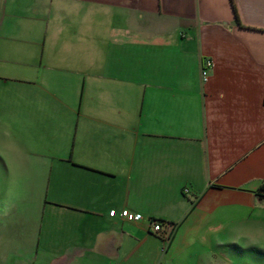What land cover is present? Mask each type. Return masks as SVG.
Masks as SVG:
<instances>
[{
  "label": "crops",
  "instance_id": "crops-1",
  "mask_svg": "<svg viewBox=\"0 0 264 264\" xmlns=\"http://www.w3.org/2000/svg\"><path fill=\"white\" fill-rule=\"evenodd\" d=\"M7 119L38 172L15 264H264L231 230L264 224V0H0Z\"/></svg>",
  "mask_w": 264,
  "mask_h": 264
},
{
  "label": "rangeland",
  "instance_id": "rangeland-1",
  "mask_svg": "<svg viewBox=\"0 0 264 264\" xmlns=\"http://www.w3.org/2000/svg\"><path fill=\"white\" fill-rule=\"evenodd\" d=\"M23 95H28L24 94ZM31 118H22L21 127L24 132H28V124ZM14 123H17L15 119H7L0 123V145L6 143H13V133L9 132L10 135H6V130H14ZM23 123L27 124V128H24ZM29 137H25L24 143H29ZM15 143V142H14ZM11 158V163L14 166H18L19 170L24 176V183L18 187L17 195H8V187L13 180V173L9 166V161L5 158L0 157V264H15L12 261L14 251L15 241H19L20 238H14V234L21 233L16 230L18 227L25 231L29 228L31 224V215L35 211L37 204V196L33 199L32 194L34 192V181L33 177L38 175L37 169H34L30 164L14 153H9ZM6 156V155H4ZM28 212V213H27ZM41 219V218H40ZM38 219V223L41 220ZM28 226V227H27ZM26 240V239H24ZM30 264V263H23Z\"/></svg>",
  "mask_w": 264,
  "mask_h": 264
},
{
  "label": "clouds",
  "instance_id": "clouds-1",
  "mask_svg": "<svg viewBox=\"0 0 264 264\" xmlns=\"http://www.w3.org/2000/svg\"><path fill=\"white\" fill-rule=\"evenodd\" d=\"M2 151V149H0ZM9 166L13 173V180L8 187V195H17L18 187L24 183V176L18 166L11 163V156L6 155ZM233 240L245 245H258L264 247V224L257 223H237L232 228ZM224 240L217 239L216 243H224ZM200 260L202 264H232V257L208 246L201 251Z\"/></svg>",
  "mask_w": 264,
  "mask_h": 264
},
{
  "label": "built area",
  "instance_id": "built-area-1",
  "mask_svg": "<svg viewBox=\"0 0 264 264\" xmlns=\"http://www.w3.org/2000/svg\"><path fill=\"white\" fill-rule=\"evenodd\" d=\"M213 64L212 60H207L206 61V66L209 67ZM206 67V68H207ZM206 68L203 69V73H206ZM110 214L111 215H116V214H120L122 217L129 219V220H141L143 219L144 215L142 212L140 211H132L129 208H123L120 210V212H118V210L116 208H113L110 210ZM153 231L154 232H159L160 230H162V224L160 221L158 220H154L153 221Z\"/></svg>",
  "mask_w": 264,
  "mask_h": 264
},
{
  "label": "trees",
  "instance_id": "trees-1",
  "mask_svg": "<svg viewBox=\"0 0 264 264\" xmlns=\"http://www.w3.org/2000/svg\"><path fill=\"white\" fill-rule=\"evenodd\" d=\"M171 223H172V222H171ZM171 223H170V224H171ZM171 225H172V224H171Z\"/></svg>",
  "mask_w": 264,
  "mask_h": 264
}]
</instances>
